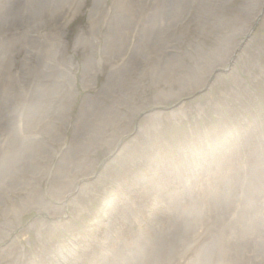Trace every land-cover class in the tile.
<instances>
[{
	"label": "rangeland",
	"instance_id": "374dc122",
	"mask_svg": "<svg viewBox=\"0 0 264 264\" xmlns=\"http://www.w3.org/2000/svg\"><path fill=\"white\" fill-rule=\"evenodd\" d=\"M260 1L225 40L214 34L229 26L211 32L214 16L239 18L247 1L231 0L229 19L209 16L213 0L193 7L167 49L151 40L137 0H0V264H264V239L251 231L264 205L239 194L246 171L227 174L242 199L217 203L212 187L233 162L196 160L239 132L233 160L259 155ZM13 193L25 199L18 212Z\"/></svg>",
	"mask_w": 264,
	"mask_h": 264
},
{
	"label": "bare ground",
	"instance_id": "6f19581e",
	"mask_svg": "<svg viewBox=\"0 0 264 264\" xmlns=\"http://www.w3.org/2000/svg\"><path fill=\"white\" fill-rule=\"evenodd\" d=\"M205 1H208V0H137V2H139V3L141 2L143 4V6L146 9H148V15L143 18V21L142 22L143 23H146L147 27H149V28L151 27V29H153L155 35H154V37L151 38V40L152 41H155L156 44L159 45V46H165L167 49L173 48L174 47V44L179 39V36H178V37L174 38V41H171L170 40L166 44L163 43L164 41H167V39L170 37V35H171L170 33H171L172 30L175 29V31H177L178 29L181 28V24L180 23H182L183 21L182 20L179 21V20L181 18H187L186 20H189L190 15H191L190 11H193L192 8L193 7H196V6L198 8ZM213 1H214V3L212 4V8L209 10V13H208V14H210L209 16L211 18H213V13H214L215 10H219V11H222V12H226L227 13V17L226 18H228L229 15H233V13H231V12L228 13V11H230L231 8H228V6H227L228 3L231 0H213ZM246 1H247V6H245V9L246 10H242V9L239 10V13H241L240 14L241 17H239V18H235L236 15H234V19L226 20L222 16H214V20L215 21L213 23V28L211 29V32L213 30L217 29L218 27H222V26H225V25L226 26H229V27H227V30L226 31H224V30L218 31V33L214 34V37H218V40H220V39L225 40V39H228V38H231V39L234 38V36L236 35V27L237 26L242 25L244 22L245 23H248V21H250L252 19L251 18L252 15L255 16V15H257V14L260 13V10H261L262 5H263V4H261V1L260 0H256V1H258V5H259V7L257 8V10L252 9V5L251 4H252V2L254 0H246ZM251 10H252L253 13L251 12ZM146 13H147V11H146ZM239 13H238V15H239ZM151 15H156V16L153 19L149 20V18L151 17ZM160 18L161 19H165L167 21V24L169 26V34L168 35H166L164 33V31L161 29V26H159L158 20ZM240 18H242L243 20L238 23V19H240ZM193 20H194V23L197 26L198 24L199 25L205 24L206 21L208 20V17L202 15V16H199L197 19H194L193 18ZM25 22H27V21L25 20ZM173 23H174V25H173ZM67 24H66V26H67ZM20 25H21V23H20ZM170 25H173V26L170 27ZM147 27L144 29V31H146V32L149 30V28L147 29ZM187 28H189V27H187ZM191 28L193 29V27H191ZM151 29L147 33L144 32L145 35H143L142 38L149 40V37H150L149 36V33H150ZM141 34H143V33H141ZM176 34L179 35L178 32H175L174 33V35H176ZM133 35H135V34H133ZM155 42H154V44H155ZM197 43H199V42L196 41L194 44H197ZM197 53H198V51H197ZM215 54H218V53L216 52ZM85 55L87 56V54H85ZM218 60L219 59L214 58V61L215 62H217ZM206 61H207V59H206ZM208 63H210V62H208ZM206 64H207V62H206ZM126 101L132 103L130 100H126ZM136 110L138 111L139 109L137 108ZM124 114H126V112ZM120 116H122V114H120ZM117 129H120V128L117 127ZM238 132H239V130H238ZM234 136H240V137H238V143H240V140L243 137L242 132H239V134H236V135L233 134L232 136H230L229 138L226 139V141L224 142V144L219 145L218 146V149L220 148L222 150L221 153H215V150L214 149L212 150L213 152H203V151H200L199 150L198 153H196V156H197L196 160L197 161H202V160L207 161L208 158H215V156L212 155V154H216V157L219 156V155H222L225 158V160L232 161L233 162L231 165H229V167L226 169V171L224 170L226 173L224 171H221L222 172V175H221L220 179L216 182V186H213L212 187L213 192H215V197L213 199H215L217 201V203H227V202H233L234 203V199H235V201L242 199V198H239V199L237 198L238 194L234 190L235 181L233 180V177L230 178V177H228L227 174H232V175H234V177H238L239 178L240 175L238 176V174L236 172L238 170H240L241 173H242V171L244 170V171H246L245 172L246 174L243 173L242 174V177H249L251 180L242 186V188L240 189L239 194H241V191L244 188L243 194L247 197V199L249 201L251 200L253 203H259V204L264 205V181H259V180H261V179L264 178V141H261V144L258 145V146H256V150L258 151L259 155H257L256 153L250 152L249 155L246 156L247 161H246V164H244V165H241V163L239 161H236L237 159L234 156V160H235V162H237V164H234L233 155L237 153V155L239 156V151H240V146L238 147V150L235 149V146H234L235 143L233 142V137ZM239 138H240V140H239ZM194 157H195V155H194ZM200 166L203 168L204 171H206L208 169V166L206 164H202ZM236 167L238 169H236V171L234 172V169ZM200 172H202V171H200ZM189 174L190 173H187V172L184 171V176H179V177L185 179ZM194 174H195V172H194ZM208 174H210V173H208ZM192 176H193V174H192ZM191 178H188V179L191 180ZM70 184H71V181L68 182V183H64L62 185V187H60L61 192L64 193V194H67L66 187L69 186ZM193 185L196 188V184L194 183ZM188 186L189 185H186L185 184V187L183 188V190L181 191V193L183 191H188L189 192V187ZM195 188H192L191 189V192L192 193L195 192ZM34 192H35V200L38 203L39 200H40L39 199V193L37 192V190H35ZM30 193H31V191L29 190V192L26 194L25 199L28 196H30ZM11 195L12 196L11 197L8 196L7 199H12L11 203H14L17 200L16 201L17 208L15 209V212H18L20 210L18 208V205L20 204V202L24 201L25 199L21 200L20 197H19V195L16 194V193H13ZM51 197L54 198L55 196H51ZM194 198H196V196L193 197V200H194ZM41 199H42V201L46 202V198L45 197L42 196ZM64 199H65V197H62V198H60V201L63 202ZM202 200L206 201L207 203H210V198L209 197H207L205 199H202ZM195 201H197V200H195ZM53 204H54V202H53ZM5 207L6 206H4V207L1 208L3 212L6 210ZM104 207L105 206L102 207L103 208V211H104ZM55 211H57V213L60 214V212H61V206H59L58 208H56ZM104 214H105V211H104ZM22 219H21V221H22ZM251 231L257 237L264 239V222L262 220H256L255 223H254V226L251 227ZM7 237H9V236H7ZM19 238L23 239V236H21ZM16 239H18V238L16 237ZM159 244H160V246L162 248V242H160ZM69 250H71L70 247H68V249H66L65 251L68 252ZM9 257H11V255ZM0 258H3V257L1 256ZM145 264H148V263L146 262Z\"/></svg>",
	"mask_w": 264,
	"mask_h": 264
}]
</instances>
